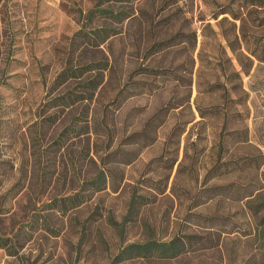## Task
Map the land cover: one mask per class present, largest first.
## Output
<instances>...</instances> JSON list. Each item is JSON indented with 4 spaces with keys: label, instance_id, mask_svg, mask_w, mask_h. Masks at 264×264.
<instances>
[{
    "label": "rangeland",
    "instance_id": "1",
    "mask_svg": "<svg viewBox=\"0 0 264 264\" xmlns=\"http://www.w3.org/2000/svg\"><path fill=\"white\" fill-rule=\"evenodd\" d=\"M94 4L0 0V264H261L264 0Z\"/></svg>",
    "mask_w": 264,
    "mask_h": 264
},
{
    "label": "trees",
    "instance_id": "2",
    "mask_svg": "<svg viewBox=\"0 0 264 264\" xmlns=\"http://www.w3.org/2000/svg\"><path fill=\"white\" fill-rule=\"evenodd\" d=\"M116 0H95V4L92 7V9L88 12V17L90 18L93 15H98L103 18H110L115 22H119L122 20L123 16L122 13L118 10L113 9V3ZM107 3V6L103 7V4ZM122 16V17H121ZM106 30H109L107 27H103L100 29H95V34L97 36H100L99 32L106 33ZM112 30V29H110ZM110 34H103L101 37V41L104 40L107 36ZM77 76V70L73 67H65L63 71L58 75L59 78L66 77V76ZM80 86L83 88L81 93L87 94L89 89L95 88L94 80L86 79L82 82H80ZM127 96H124L123 99H125ZM68 97H65L67 99ZM104 172L100 171L94 178L89 180L88 184L91 185V187L94 190H99L101 188V182H104ZM78 195H73V197H70L71 202L74 200L79 202L77 200ZM137 197L136 195H133L130 203H129V212L134 210L136 204H137ZM248 204L250 208L253 210V214L257 218L256 226L260 228V233L262 237V253H264V192L259 193L255 198L248 201ZM191 238V237H188ZM4 237L0 236V247H4L5 243ZM184 248V242L179 237H173L168 241H157L153 239H147L146 241L142 243H131L127 246L123 247L116 256H125L127 254L134 255L136 257H144V258H171L176 255H178ZM261 264H264V255L261 258Z\"/></svg>",
    "mask_w": 264,
    "mask_h": 264
}]
</instances>
